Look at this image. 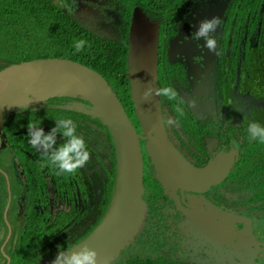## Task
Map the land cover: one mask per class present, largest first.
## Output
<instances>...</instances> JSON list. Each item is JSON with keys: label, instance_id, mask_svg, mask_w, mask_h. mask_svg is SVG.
Returning a JSON list of instances; mask_svg holds the SVG:
<instances>
[{"label": "flooded vegetation", "instance_id": "flooded-vegetation-1", "mask_svg": "<svg viewBox=\"0 0 264 264\" xmlns=\"http://www.w3.org/2000/svg\"><path fill=\"white\" fill-rule=\"evenodd\" d=\"M52 1L85 31L127 43V50L128 29L124 35L108 14L117 21L115 11L130 10L132 16L137 8L157 24L159 105L171 149L151 157L141 141L147 215L114 264L136 257L167 264H264V143L246 130L251 122L264 125V0ZM213 18L219 20L215 30L199 35L201 23ZM207 39L215 41L212 49ZM7 65L0 61V70ZM116 95L139 132L134 110L132 118ZM67 105L80 111L62 108ZM90 109L78 97L57 96L7 113L0 122V264L52 258L79 243L102 218L114 186L116 152L107 127ZM64 118L76 122L88 152L72 174H58L27 137L31 123L47 132ZM65 140L57 135L55 146ZM210 164L227 172L194 187L186 169ZM216 211L231 215L237 231L250 230L253 243L245 256L216 245L214 232L201 229L207 222L216 225Z\"/></svg>", "mask_w": 264, "mask_h": 264}, {"label": "water", "instance_id": "water-1", "mask_svg": "<svg viewBox=\"0 0 264 264\" xmlns=\"http://www.w3.org/2000/svg\"><path fill=\"white\" fill-rule=\"evenodd\" d=\"M157 42V24L151 23L140 10L135 9L128 29L126 62L130 98L139 132L109 83L89 67L66 58L49 57L9 64L0 70V122L7 113L30 105L35 107L52 97H78L90 103V113L100 119L112 137L116 172L109 204L95 228L79 243L62 252L68 256L88 247L97 253L96 264H114L143 228L148 206L143 198L141 141H144L145 152L151 157L171 149L163 138ZM75 106L62 108L80 111L81 106ZM160 140L162 143L159 145ZM213 167L215 165L210 164L199 170L187 168L190 183L194 187H202V184L213 181V175L218 178L223 171L227 172L224 169L216 172ZM209 171L210 179L207 178ZM215 216L219 217V222L214 221ZM207 223L209 226L204 224L201 229L214 232L210 236L216 245L225 244L233 248L235 254L242 251L241 255H244V250H250L253 243L250 230L244 227L237 231L231 215L216 211L212 217V223L216 225ZM226 255L231 260L232 254L228 250ZM56 256L37 264H52Z\"/></svg>", "mask_w": 264, "mask_h": 264}, {"label": "trees", "instance_id": "trees-1", "mask_svg": "<svg viewBox=\"0 0 264 264\" xmlns=\"http://www.w3.org/2000/svg\"><path fill=\"white\" fill-rule=\"evenodd\" d=\"M115 14L117 21H113V14H108L109 20L123 26L126 35L131 11ZM80 40L85 43L77 51L75 44ZM0 52L8 57L0 61L8 65L49 57L80 62L102 75L117 94L121 91L120 99L133 118L126 77L127 43L119 45L95 37L52 0H0ZM118 264L167 263L136 257Z\"/></svg>", "mask_w": 264, "mask_h": 264}, {"label": "clouds", "instance_id": "clouds-1", "mask_svg": "<svg viewBox=\"0 0 264 264\" xmlns=\"http://www.w3.org/2000/svg\"><path fill=\"white\" fill-rule=\"evenodd\" d=\"M218 23V18L202 22L198 29L199 35L206 34L209 29L215 30ZM84 43L85 41L83 40L78 41L75 44L76 50L79 51ZM206 46L212 49L215 46V41L207 39ZM172 94L175 95L174 92ZM246 130L250 138L258 139L264 143V125L258 122H251L247 125ZM57 135L66 138L65 143L59 147L55 146ZM27 137L29 145L37 152L42 153L50 164L57 169L58 174H72L88 160L84 138L77 133L76 122L71 118L54 121L53 127L47 132H45L39 122L31 123L27 129ZM96 260L97 253L85 247L79 252L72 253L71 256L58 250L52 264H96Z\"/></svg>", "mask_w": 264, "mask_h": 264}, {"label": "rangeland", "instance_id": "rangeland-1", "mask_svg": "<svg viewBox=\"0 0 264 264\" xmlns=\"http://www.w3.org/2000/svg\"><path fill=\"white\" fill-rule=\"evenodd\" d=\"M33 41H34V39H32ZM2 58H4V59H7L8 57H7V55H5V54H2L1 52H0V59H2ZM10 59V58H9ZM11 60V59H10ZM22 62V61H21ZM119 97H120V94H121V91L119 90Z\"/></svg>", "mask_w": 264, "mask_h": 264}, {"label": "bare ground", "instance_id": "bare-ground-1", "mask_svg": "<svg viewBox=\"0 0 264 264\" xmlns=\"http://www.w3.org/2000/svg\"><path fill=\"white\" fill-rule=\"evenodd\" d=\"M137 9V8H136ZM133 13V12H132ZM137 14H139V13H137ZM140 15H141V13H140ZM127 52H128V50H127ZM70 60V59H69ZM73 61V60H72ZM76 62V61H75ZM77 63H79V62H77ZM81 64V63H80ZM83 65V64H82ZM85 66V65H84ZM87 67V66H86ZM126 77H127V65H126ZM127 81H128V79H127ZM128 86H129V82H128ZM116 94V93H115ZM129 96H130V87H129ZM131 99V98H130ZM138 123V122H137ZM99 223V222H98Z\"/></svg>", "mask_w": 264, "mask_h": 264}]
</instances>
